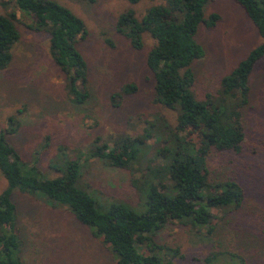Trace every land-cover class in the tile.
Instances as JSON below:
<instances>
[{"label": "rangeland", "instance_id": "rangeland-1", "mask_svg": "<svg viewBox=\"0 0 264 264\" xmlns=\"http://www.w3.org/2000/svg\"><path fill=\"white\" fill-rule=\"evenodd\" d=\"M52 1L84 24L85 36L75 46L86 63L88 99L83 104L72 102L66 76L50 55L48 32L31 30L27 15L12 1L0 0V15L14 14L19 32L11 64L0 71V133L26 168L41 178L61 177L66 164L77 160L76 185L96 201L99 211L121 204L141 214L145 199L131 181L145 172L150 163L145 158L151 160L150 165L161 162L155 154L163 141L148 138L144 160L132 170L108 167L90 154L97 145L112 147L124 137L135 138L157 125L163 127V122L170 127L176 124L178 112L154 101V77L146 57L155 41L145 32L142 48L135 49L117 30V20L125 12L131 11L139 21L150 8L165 3ZM211 15L220 17L216 25H200L195 36L204 56L191 65L195 75L192 91L198 101L229 104L235 98L222 94L221 81L262 39L234 0H209L204 17ZM126 85L133 86L134 93L123 94ZM248 85L247 104L241 113L245 134L241 152L212 151L207 159L210 181L233 179L244 193L243 201L235 208L212 210L210 233L176 221L166 223L153 242L172 264L233 263L227 253L242 257L246 264H264V58L255 64ZM5 186L0 174V193ZM12 197L24 264H116V256L103 239L66 207L39 193L15 190ZM146 246L142 251L148 254Z\"/></svg>", "mask_w": 264, "mask_h": 264}, {"label": "trees", "instance_id": "trees-1", "mask_svg": "<svg viewBox=\"0 0 264 264\" xmlns=\"http://www.w3.org/2000/svg\"><path fill=\"white\" fill-rule=\"evenodd\" d=\"M10 1L30 18L31 30L48 32L50 55L66 76L72 102H86V63L75 46L77 39L85 36L83 22L52 0ZM126 1L135 4L139 0ZM162 1L165 6L150 8L139 21L131 11L125 12L117 20V30L135 49L142 48L141 35L145 32L155 41L146 57L154 77V101L178 112L176 124L170 127L163 122V127L157 125L135 138L124 137L112 147L97 145L90 154L108 167L132 170L135 163L144 160L148 138L163 141V147L155 154L161 162L150 165L151 160L145 158L150 161L145 172L131 181L143 194L145 211L137 214L121 204L99 211L96 201L76 185L79 161H69L61 177L41 178L26 168L0 133V174L6 184L0 193V264H24L16 230L12 197L15 190L39 193L55 205L66 207L79 223L93 228L103 239L116 256V264H172L153 242L154 235L166 223L176 221L210 233L212 210L235 208L243 201L244 193L233 179L210 181L207 159L212 151L238 154L242 150L245 134L241 113L247 104L248 79L255 64L264 58V0H234L256 28L262 43L221 81L222 94L235 98L229 104L198 101L192 91L195 75L191 65L204 56L195 40L196 33L200 25L213 28L220 19L218 15L205 19L204 8L209 0ZM14 22V14L0 15V71L11 64L12 51L19 40ZM134 91L129 85L121 89L123 94ZM164 130H168L167 136ZM144 245H148V254L142 251ZM229 254L232 253L227 256L233 261L230 264H246L242 257Z\"/></svg>", "mask_w": 264, "mask_h": 264}]
</instances>
